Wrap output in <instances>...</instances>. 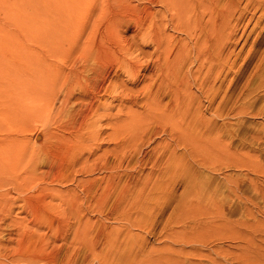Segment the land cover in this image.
I'll list each match as a JSON object with an SVG mask.
<instances>
[{
  "label": "rangeland",
  "instance_id": "rangeland-1",
  "mask_svg": "<svg viewBox=\"0 0 264 264\" xmlns=\"http://www.w3.org/2000/svg\"><path fill=\"white\" fill-rule=\"evenodd\" d=\"M160 2L0 0V264H264V0ZM79 41L121 49L125 104L75 138Z\"/></svg>",
  "mask_w": 264,
  "mask_h": 264
},
{
  "label": "bare ground",
  "instance_id": "bare-ground-1",
  "mask_svg": "<svg viewBox=\"0 0 264 264\" xmlns=\"http://www.w3.org/2000/svg\"><path fill=\"white\" fill-rule=\"evenodd\" d=\"M176 2H178V0H161L160 3L162 5L163 4L167 5V6H165V7H167L166 9H169V8L170 9L171 8L175 9L173 6L176 4ZM121 32H122V30H121ZM74 49L76 50V52L74 51V53L77 54L76 57L81 59V61L78 62V63H81V64H77L76 68L73 69V71L76 70V72H78L79 74H82V73L86 72V76L90 80L94 81L97 85H94L92 87V89L87 94H84V95H82L80 97L73 96V94L70 93V89L67 88L65 90V94L61 97V99H59V98H57L56 96L53 95L52 103H54V102L58 103L57 106L59 108L58 109L59 111L56 114V115H58V118L62 117L63 113L66 111L65 108L69 104L73 105L71 111H70V107H69V109H67L68 112H66V118L63 120V123L66 122L65 125H64V128L69 130V132L68 131L67 132L70 134V136H73L75 138H81L80 136H83L85 127L89 123H91L93 117L99 111L100 108H102V110L106 111L107 113L109 112V110H108L109 105L106 104V99H104V102L101 104L102 99H103V95H101L102 92L107 94L109 92H115L116 91L115 89H119L120 92L116 91L117 94H118L117 101L120 103L119 104L120 109L123 108V105L125 104L124 100H122L124 82L119 80L118 72L122 73L123 70H124V67H123L124 66V57L123 56L121 57L119 54L115 57L114 53H116L117 51L121 50L120 48H116L117 51H115V47H107V46H105L103 44H98L96 47L92 48L90 46L89 42H87V41L86 42H83V41L77 42L74 45ZM104 50L106 52L110 53L109 57H111V59L115 63L114 65H112V67H114L113 70H109L106 66H103V64L101 62H99L100 64L95 65V67H93V66H89L88 67L87 63H89V62L85 58L87 56V54L89 52L95 54L96 56L94 58L96 59V58H99V57L103 56V54H105ZM50 62H48V63L50 64ZM33 67H38V65L36 64ZM156 68L159 69L158 66H156ZM34 69L35 68H33V70ZM56 69L57 70H61L60 67H59V64L56 67ZM35 71H37V70L35 69ZM39 71H38V73H39ZM30 74L31 73H29V75ZM40 75H42V73ZM111 75H113L112 78H110ZM37 76H39V75H37ZM52 76H56V77H54L55 79L57 78L55 84L60 83V86L68 78V76H66L65 74L63 76H60L55 71L52 72ZM33 78L35 79L36 76H33ZM37 79L42 80L43 78L42 79L41 78H37ZM37 79H36V81H37ZM36 81L34 80L33 82H36ZM24 82H25V80H24ZM24 82H23V84H24ZM30 83H31V81H30ZM39 83L42 84V82H39ZM35 85H36V83H35ZM37 86H39V85H37ZM42 89L43 88L41 86V89H39V90L42 91ZM42 93L44 94L43 91H42ZM113 102H114V100H111V103H113ZM12 108H15L14 104L12 105ZM153 109H154V107H153ZM159 109L160 108H158V112L161 110V109L160 110ZM153 113H155V112H153ZM52 119H55V118H52ZM62 119H61V121H62ZM74 125L77 126L78 129ZM88 126L86 127V129H88ZM61 130L65 131L62 128H61ZM59 132H60V130H59ZM63 134H65V133H63ZM42 138L44 140H46L45 139V135L43 137V135H40L39 133H35L34 136H33V139L35 141H38L37 144L40 143L39 145H42V142H43ZM37 147H38V145H37ZM39 147H42V146H39ZM80 159H82V156H76V157L73 158V160L71 162V168L72 169L74 167L76 168V167L82 166V163H80V165L77 163ZM59 169H61V168L59 167L58 170ZM126 176H127V174L125 175V177ZM110 179H112L113 182L111 183V185L105 184V186H103V188H102V193L98 197H97V191H98L99 186L94 181H91L90 184H88V187L85 186L86 189H84V197H86V198L90 197L92 200H94V199L98 200V199L105 198L107 196V198H109V199H116L117 200V199L121 198L120 195H123V194L128 192V179L125 178L126 180L124 182H121V181H118V179L114 175H110ZM110 187L113 188V192L110 191ZM107 192H109V194H106ZM77 203L78 202L76 200L73 201V205L77 204ZM249 248H251V247H249Z\"/></svg>",
  "mask_w": 264,
  "mask_h": 264
}]
</instances>
